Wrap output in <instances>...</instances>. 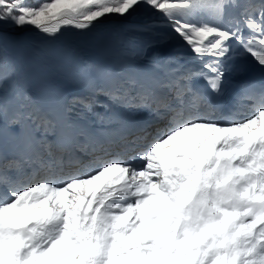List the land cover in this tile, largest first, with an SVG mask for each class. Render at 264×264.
Here are the masks:
<instances>
[{"label":"rangeland","instance_id":"1","mask_svg":"<svg viewBox=\"0 0 264 264\" xmlns=\"http://www.w3.org/2000/svg\"><path fill=\"white\" fill-rule=\"evenodd\" d=\"M158 9L159 3L155 0L154 2L153 0H0V29L8 32V34L4 33L3 35L0 32V36H2L3 39L5 38L4 40L6 43L3 48H7L14 58L17 59L18 57L23 65L26 63V60H28L29 62L26 63V65L27 67H31L30 65L38 62V58H44L42 62L52 65L56 64L60 59H67L68 57L78 58L81 52V45L79 43L83 44L82 41L85 39L94 43L101 42L108 46L111 45L112 36H106V28L122 29L128 27L127 25L129 24L127 23L130 21L134 24L152 21L162 24L165 12H163L160 17H157L160 13ZM100 11L104 14L101 18H98L99 21L102 22L96 25L90 24V22L97 20L95 18V13ZM87 21L89 23H86ZM103 21H107L109 25L107 24V26H105L106 22L103 23ZM80 22L86 24L84 26H79ZM157 27L155 25L151 26L153 30H156ZM13 28H17V30H13ZM162 28L168 30L166 27ZM150 40L152 41L153 39ZM5 51L6 50L2 49L4 57ZM2 70V75H4L6 69L2 68ZM1 80L2 77L0 78V82ZM3 89L4 85L2 83L0 85V90ZM156 167L157 166H152L153 169ZM87 182L88 181H85L86 184ZM163 200L166 201L167 199ZM48 203L49 202L42 203L46 205V209L49 207ZM65 206L71 208L70 203ZM95 218L97 217L90 218V220L95 230L93 237L99 241L92 239L89 242L88 249V247L83 245L84 241L81 237H77L73 246L69 247L66 253L61 254L54 262L50 261V263L47 262L46 264H193V258L198 256L197 247L214 231V229H212L208 232H202L197 238H190L185 241L183 240L181 243L173 244L167 238L166 234L160 232L159 225H157L152 228V230H156L152 232V240L150 239L148 242L142 244L138 241L136 242V237H132L128 242H117L116 245L119 248L118 250V248H114L116 246L115 244L105 245L102 243V241L108 243L104 236L109 233V229L102 227L100 232V228L94 224ZM163 230L166 233L170 228L164 227ZM69 240L70 237L66 239V244L68 246ZM133 240L134 244L132 243ZM153 241L155 243H153ZM125 242H127L126 244L129 246L131 245L130 248L120 246ZM135 243H138V246ZM146 244H149L150 249L147 250L146 247L149 248V246ZM156 244L157 246L154 248ZM221 245L222 244H212L205 247L204 254L207 250H216ZM92 247L94 249L93 252ZM120 247L125 249L122 251ZM96 248L99 250L95 252ZM89 251L92 254L89 253ZM204 254H201L202 258ZM238 255H233L230 252L228 253L225 250H221L220 252H215V255L212 257L213 262L210 264H236L239 258ZM12 258L15 262L11 259L9 252L5 251L2 254V258L0 257V264H5V262H9V264H37L33 256L28 258L29 262H23L22 259L16 258L15 254ZM133 258L138 260V262H134ZM202 263L203 261L201 260L197 264Z\"/></svg>","mask_w":264,"mask_h":264},{"label":"bare ground","instance_id":"2","mask_svg":"<svg viewBox=\"0 0 264 264\" xmlns=\"http://www.w3.org/2000/svg\"><path fill=\"white\" fill-rule=\"evenodd\" d=\"M153 2H154V0H153ZM166 7H168V6H166ZM110 9V8H109ZM109 9H108V11H109ZM155 9V8H154ZM163 9V8H162ZM168 9H169V7H168ZM170 10V9H169ZM114 12V11H113ZM151 12V11H150ZM103 12H98V13H95V18L97 19V20H94V21H92V22H90V24H92V25H96L97 23H100V22H102V21H99V19L98 18H101L104 14H102ZM152 13V12H151ZM150 13V14H151ZM92 14V13H91ZM165 14V13H164ZM157 16V15H156ZM159 16V15H158ZM151 17V16H150ZM150 17H148V18H150ZM237 17H239V16H236L235 18H237ZM89 18V17H88ZM68 20V19H67ZM129 20V19H128ZM141 20V19H140ZM104 22H106L107 23V21H103V23ZM153 22V21H152ZM162 22H164V21H162ZM86 23H89L88 21L86 22ZM86 23H83V22H80V25L79 26H84ZM113 23V22H112ZM118 23V22H117ZM119 23H121V22H119ZM155 23H156V21H155ZM150 23L149 22H147V23H142V25H149ZM103 25V24H102ZM101 25V26H102ZM108 25H109V23H108ZM125 25V24H124ZM123 25V26H124ZM253 25H254V29H250V28H248V30L246 31V33H250V34H253V35H258V34H260V33H262V29H261V27H260V25H257L256 23H253ZM242 26H240V28H241ZM88 31H90V30H88ZM97 31V30H96ZM1 32V31H0ZM94 32V31H93ZM102 32V31H101ZM33 38V37H32ZM5 39V38H4ZM108 39H110V38H108ZM35 40V39H34ZM42 40V39H41ZM49 40V39H48ZM77 40V39H76ZM86 40V39H85ZM0 41H2V36H0ZM27 41V40H26ZM44 41V40H43ZM73 41V40H72ZM100 41V40H99ZM47 42V41H46ZM65 42V41H64ZM85 42H87V41H84V43ZM24 43V42H23ZM40 44V43H39ZM58 44V43H57ZM63 44V43H62ZM105 44V43H104ZM20 45V44H19ZM25 45V44H24ZM42 45V44H41ZM9 46V45H8ZM110 46V45H109ZM33 47V46H32ZM63 49V48H62ZM42 50H44V49H42ZM40 51V50H39ZM38 51V52H39ZM46 51V50H45ZM88 51V50H87ZM27 52V51H26ZM52 52V51H51ZM19 55V54H18ZM12 56V55H11ZM58 56V55H57ZM60 56H62V55H60ZM13 57V56H12ZM50 57V56H49ZM53 58V57H52ZM65 58V57H64ZM46 59V58H45ZM48 59V58H47ZM43 60H44V58H43ZM55 63V62H54ZM245 119H243V118H241V117H237V118H232L231 120H229V121H232V122H234V121H244ZM249 134H250V136H248V143L247 144H249L250 146L251 145H258L261 141H264V118H262V119H260L259 117H258V119L257 120H255L254 122H253V124L250 126V130H249ZM128 145V144H127ZM126 145V146H127ZM82 146H83V144H81V148H82ZM130 148V145H128L127 146V148L126 149H129ZM154 159L155 160H157V157H154ZM257 161V163H261V161L259 160V159H257L256 160ZM152 166H158V164L156 163V162H154L153 163V165ZM96 172V170H94V173ZM164 174V178H166V176H168V174H166V173H163ZM85 181H88L87 182V184L85 185V189H90V190H92V187L93 186H95L96 185V178L94 177V176H92L90 179H88V178H86L85 179ZM114 184V182H112V185ZM120 187H123V184L120 186ZM166 193H167V195H173L172 193H171V191L169 190V189H166L165 188V190H164ZM85 193H87L86 191H84V194ZM122 195V194H121ZM126 195L127 196H130V193H128V191L126 192ZM134 198V197H133ZM133 198H125L123 201H121L122 203H125V204H130V202H133L134 201V199ZM136 198V197H135ZM115 197H113V201H110L111 203H108V205H113L112 203L113 202H115ZM24 201H19L18 203H17V205H16V207H18L19 208V210H21L22 211V213H23V208H24V206H26V204L27 203H23ZM48 205H49V207H48V209H46V205L45 204H42V203H37V204H32V205H30V212L32 213V218H33V222H35L36 221V215L39 213V212H41V211H45L46 213H47V216H51V220H50V222L48 223V224H46V225H44L45 226V228L46 229H48V230H59L61 227V224H67L69 221H70V219H72V228H73V230H76L77 229V226L76 225H74V220H73V218L75 219V221H76V223L77 224H80V220H81V214L83 215V213H85L86 211H84V208H83V205H82V209H80V212H81V214L79 213V211L77 210V209H75V210H73V209H70V208H68L67 206H59V208L57 209V210H54V207H53V204H51V202H49L48 203ZM135 205V204H134ZM133 205V206H134ZM160 205L162 206V208L163 209H165L166 207H168V202H167V200L165 201V200H162L161 202H160ZM145 208H146V204L145 203H143L141 206H140V209H139V211H141L142 212V214H144V211H145ZM113 210H116V209H113ZM148 210L150 211L151 210V206H148ZM129 211H131L132 212V208L129 210ZM20 213V212H19ZM53 216V217H52ZM8 217H11V215H8ZM134 218H135V216L133 215V217L131 218L132 220H134ZM115 219V217H113V216H111V217H109V218H107L106 219V221H105V223H109V225H113L114 226V228L113 229H115L116 228V220H114ZM95 221V220H94ZM166 223H167V221L165 220V219H160L159 220V224H160V231H162L164 234H165V231L163 230V228L164 227H166ZM152 228H154L153 226H150V225H143V226H140L138 229H136L135 230V232L133 233V235L132 236H130V237H128V238H126V239H124V240H122L120 243H122L123 241H130V238H132V237H136V242L138 241V242H140V243H142V244H144V243H146V242H148L150 239H151V236H152V232H154V231H156V230H152ZM158 230V231H159ZM99 231V230H98ZM103 231H105V230H103ZM100 232H101V229H100ZM161 232V233H162ZM105 234V233H104ZM160 234V233H159ZM159 234H158V236H159ZM82 235H84V236H88V232L87 231H85V232H83V234ZM100 235V234H99ZM98 235V236H99ZM107 235V234H106ZM161 235V234H160ZM83 236V237H84ZM103 236V235H102ZM101 237V236H100ZM156 237V236H155ZM94 238V237H93ZM97 238V237H96ZM102 238V237H101ZM158 238V237H157ZM99 239V238H98ZM134 239V238H133ZM97 240V239H96ZM152 240V239H151ZM154 240V239H153ZM160 240V239H159ZM98 241V240H97ZM155 241V240H154ZM153 241V243H155ZM127 242H125L123 245L121 244L120 245V243H119V245L120 246H123V247H125V248H130V246L128 245V244H126ZM134 242V240L132 241V243ZM97 243V242H96ZM95 243V244H96ZM102 243H104L105 245H110V244H108V243H105V242H103L102 241ZM161 243H162V241H161ZM91 244V243H90ZM93 244V243H92ZM129 244H130V242H129ZM134 244V243H133ZM136 244V243H135ZM89 245V244H88ZM115 245H116V243H115ZM137 246H138V243L136 244ZM147 245V244H146ZM154 245V244H153ZM152 245V246H153ZM166 245V244H165ZM135 246V245H134ZM144 246V245H143ZM147 246H149V244L147 245ZM156 246H157V244L155 245V247L154 248H156ZM164 246V245H163ZM88 247V249H89V246H87ZM94 247V246H93ZM93 247H92V252H93ZM80 248H81V246H80ZM115 249L116 248H118V246L116 245L115 247H114ZM113 248V249H114ZM121 248V247H120ZM124 248V249H125ZM145 248V247H144ZM147 248V250L148 249H150V246H149V248L148 247H146ZM145 248V249H146ZM153 248V247H152ZM151 248V249H152ZM162 248H164V247H162ZM161 248V249H162ZM103 249V248H102ZM123 248H121V250L123 251L124 250ZM167 249V248H166ZM165 249V250H166ZM169 249H171V248H169ZM76 250V249H75ZM83 250H85V249H83ZM99 250V249H98ZM97 250V248H96V250H95V252L96 251H98ZM110 250V249H109ZM118 250H119V248H118ZM120 250V251H121ZM128 250V249H127ZM146 250V251H147ZM91 251V250H90ZM89 251V253H91ZM111 251L113 252V250L111 249ZM145 251V250H144ZM160 251V250H159ZM140 252H141V250H140ZM163 252V251H162ZM92 254V253H91ZM112 254V253H111ZM129 254V253H128ZM137 254V253H136ZM135 254V255H136ZM157 254V253H156ZM160 254V253H159ZM42 257H43V264H46L47 263V255H49V251H45V252H43V253H41L40 254ZM153 255V254H152ZM155 255V254H154ZM155 257V256H154ZM157 257V256H156ZM55 259L56 258H54L53 260H51L52 262H54L55 261ZM90 259V258H89ZM150 259H151V257H150ZM133 260H134V262H138V260H136V259H134L133 258ZM37 261V260H36ZM40 261V260H39ZM35 262V261H34ZM48 262H50V261H48ZM121 262H122V260H121ZM130 262H131V260H130ZM56 263V262H55Z\"/></svg>","mask_w":264,"mask_h":264},{"label":"trees","instance_id":"3","mask_svg":"<svg viewBox=\"0 0 264 264\" xmlns=\"http://www.w3.org/2000/svg\"><path fill=\"white\" fill-rule=\"evenodd\" d=\"M14 30H17V28H13Z\"/></svg>","mask_w":264,"mask_h":264}]
</instances>
